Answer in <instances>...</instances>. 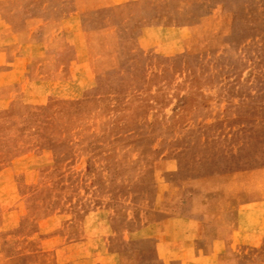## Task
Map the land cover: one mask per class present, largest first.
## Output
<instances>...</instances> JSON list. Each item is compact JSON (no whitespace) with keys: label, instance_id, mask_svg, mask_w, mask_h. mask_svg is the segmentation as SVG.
Instances as JSON below:
<instances>
[{"label":"rangeland","instance_id":"rangeland-1","mask_svg":"<svg viewBox=\"0 0 264 264\" xmlns=\"http://www.w3.org/2000/svg\"><path fill=\"white\" fill-rule=\"evenodd\" d=\"M71 7L0 0V264L64 261L69 241L97 237L106 216L120 229V215L157 201L169 181L264 165V0L85 13L83 27L110 23L117 37L116 64L92 76L71 47L41 56L37 29L19 34L26 18L57 20ZM88 40L97 61L104 41ZM250 176L259 188L264 172ZM238 251L264 264V235Z\"/></svg>","mask_w":264,"mask_h":264},{"label":"crops","instance_id":"crops-1","mask_svg":"<svg viewBox=\"0 0 264 264\" xmlns=\"http://www.w3.org/2000/svg\"><path fill=\"white\" fill-rule=\"evenodd\" d=\"M145 1L148 0H71L72 10L67 15L51 21L38 16L26 18L19 34L29 36L37 29L36 47L41 56L44 50L54 55L57 50L71 47L76 62L92 76L96 70H107L116 64L117 37L110 23L85 28L80 17ZM201 19L202 16L194 25ZM28 22L35 26L28 27ZM46 28L50 29L49 33ZM4 30L11 29L4 27ZM46 35L48 42H52L49 52L44 42ZM89 37L104 41L97 61L88 57ZM59 39L60 46L56 42ZM22 43L20 54L26 42ZM8 50L6 55L10 54ZM23 58L27 64L31 56L25 54ZM94 64L102 67L96 68ZM57 70L69 71V63L59 65ZM257 171L264 172V165L169 181L157 201L120 215L127 222L123 227L113 229L106 216V221L98 227L97 237L83 235L69 241L66 259L60 260L59 254L53 264H244L238 249L255 246L264 235V178L255 189L250 176ZM78 226L84 232L88 230L85 223ZM115 237L120 246L112 244Z\"/></svg>","mask_w":264,"mask_h":264}]
</instances>
